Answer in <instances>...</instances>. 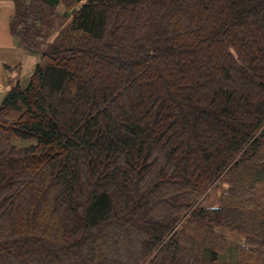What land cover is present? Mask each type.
Returning <instances> with one entry per match:
<instances>
[{
    "label": "trees",
    "instance_id": "obj_1",
    "mask_svg": "<svg viewBox=\"0 0 264 264\" xmlns=\"http://www.w3.org/2000/svg\"><path fill=\"white\" fill-rule=\"evenodd\" d=\"M14 2L0 264H264V0Z\"/></svg>",
    "mask_w": 264,
    "mask_h": 264
},
{
    "label": "crops",
    "instance_id": "obj_2",
    "mask_svg": "<svg viewBox=\"0 0 264 264\" xmlns=\"http://www.w3.org/2000/svg\"><path fill=\"white\" fill-rule=\"evenodd\" d=\"M59 12L70 9L65 4L57 6ZM15 12L14 0H0V101L16 82L26 85L39 53L26 49L11 28Z\"/></svg>",
    "mask_w": 264,
    "mask_h": 264
},
{
    "label": "rangeland",
    "instance_id": "obj_3",
    "mask_svg": "<svg viewBox=\"0 0 264 264\" xmlns=\"http://www.w3.org/2000/svg\"><path fill=\"white\" fill-rule=\"evenodd\" d=\"M21 144H27L28 139H18L17 140ZM224 184L220 185V187H214L210 190L207 191L206 196H204V199L202 201L203 204L205 205H216L218 204V196L223 188ZM229 242L233 244L234 242H237L238 240L241 241L238 237L237 234L235 233H230L228 235Z\"/></svg>",
    "mask_w": 264,
    "mask_h": 264
},
{
    "label": "water",
    "instance_id": "obj_4",
    "mask_svg": "<svg viewBox=\"0 0 264 264\" xmlns=\"http://www.w3.org/2000/svg\"><path fill=\"white\" fill-rule=\"evenodd\" d=\"M24 2H30V0H23Z\"/></svg>",
    "mask_w": 264,
    "mask_h": 264
}]
</instances>
